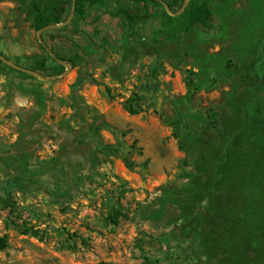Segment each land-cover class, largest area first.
I'll list each match as a JSON object with an SVG mask.
<instances>
[{
    "label": "rangeland",
    "instance_id": "obj_1",
    "mask_svg": "<svg viewBox=\"0 0 264 264\" xmlns=\"http://www.w3.org/2000/svg\"><path fill=\"white\" fill-rule=\"evenodd\" d=\"M98 1L0 0V264H264V0Z\"/></svg>",
    "mask_w": 264,
    "mask_h": 264
},
{
    "label": "trees",
    "instance_id": "obj_2",
    "mask_svg": "<svg viewBox=\"0 0 264 264\" xmlns=\"http://www.w3.org/2000/svg\"><path fill=\"white\" fill-rule=\"evenodd\" d=\"M183 1V0H182ZM208 0H190V3L185 11V13L180 17H171L164 12L163 17V27L162 34L166 39H173L175 37L180 36L181 34H187L190 30L203 27L206 25L207 21L210 19V12L207 8ZM145 2L156 3L154 0H145ZM100 3L98 0H76L75 3V15L73 22L71 24L72 31H76L80 22H84L88 17L89 9L95 4ZM65 13V9L63 7H55L52 9H42L38 10L33 18V27L38 32L48 27H53L55 25H59L63 23V16ZM129 21H134L137 18L131 17L125 11L122 12ZM66 28H62L57 32L63 33L66 32ZM53 55L56 57L55 60L60 59L57 54L51 50ZM1 64V62H0ZM9 70L14 71L10 67H6ZM32 71H36L37 69H31ZM38 71V70H37ZM21 76L28 77L22 72H16ZM193 78L188 77L187 79V91L190 93H194L193 91ZM129 114L135 115L136 111L133 109H129ZM99 122L98 119H95V123ZM206 197H204L205 199ZM0 246H4V242L0 240Z\"/></svg>",
    "mask_w": 264,
    "mask_h": 264
},
{
    "label": "water",
    "instance_id": "obj_3",
    "mask_svg": "<svg viewBox=\"0 0 264 264\" xmlns=\"http://www.w3.org/2000/svg\"><path fill=\"white\" fill-rule=\"evenodd\" d=\"M74 8H75V0H73L72 12L74 11ZM58 27H59V26H54L53 28H58ZM45 30H46V29H43V30H40V31L37 32V37H38V39H39V43H40V45H41L43 48H45V46H44L42 40L40 39V34H41L43 31H45ZM45 49H46V48H45ZM46 51H47V53L49 54L50 57H53V54H52L48 49H46ZM0 61H2V62L5 63L6 65L10 66L11 68H13V69H15V70H17V71H20V72H22V73L29 74V75H31V76H34V77L40 78V79H42V80H45V79L41 78L40 75H39L38 73L33 72V71H30V70H27V69H24V68L17 67V66H15V65H12V64L8 63L6 60H4L1 56H0ZM55 61H56L58 64H61V65L65 66L66 70H68V69L70 68V66H69L68 64H65V63H63V62H61V61H59V60H55ZM64 74H65V73H64ZM64 74H61V75H58V76H55V77H51L50 80L59 79V78H61Z\"/></svg>",
    "mask_w": 264,
    "mask_h": 264
},
{
    "label": "built area",
    "instance_id": "obj_4",
    "mask_svg": "<svg viewBox=\"0 0 264 264\" xmlns=\"http://www.w3.org/2000/svg\"><path fill=\"white\" fill-rule=\"evenodd\" d=\"M0 229H1V221H0Z\"/></svg>",
    "mask_w": 264,
    "mask_h": 264
}]
</instances>
